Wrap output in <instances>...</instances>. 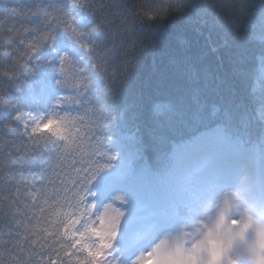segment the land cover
Masks as SVG:
<instances>
[{"label": "trees", "instance_id": "1", "mask_svg": "<svg viewBox=\"0 0 264 264\" xmlns=\"http://www.w3.org/2000/svg\"><path fill=\"white\" fill-rule=\"evenodd\" d=\"M73 5L87 14L83 26ZM0 32V71L10 74L0 76V251L41 239L66 256L79 250L72 227L88 190L109 177V143L122 137L140 155L135 175L162 178L172 154L203 132L264 145V0H0ZM61 43L75 56L43 59ZM37 71L53 80L48 131L25 128ZM85 161L108 167L77 208L71 181ZM56 224L59 236L45 231Z\"/></svg>", "mask_w": 264, "mask_h": 264}, {"label": "rangeland", "instance_id": "2", "mask_svg": "<svg viewBox=\"0 0 264 264\" xmlns=\"http://www.w3.org/2000/svg\"><path fill=\"white\" fill-rule=\"evenodd\" d=\"M71 15L73 23L79 27L88 18L79 5L72 6ZM60 49L63 51L61 54ZM76 52V47L61 43L44 54L43 59L51 58L59 64L65 56L74 57ZM261 73L264 76V66ZM34 83L25 99V128L48 131L53 121L50 96L53 80L46 81V74L37 71ZM259 118L264 121V110L259 112ZM224 136L221 129L203 132L185 144L183 149L176 150L172 154L173 166L167 178L145 174L136 176L134 160L140 159L139 153L133 155L126 148L124 137L109 143L104 155L111 169L109 177L92 187L93 206L89 209L86 199L82 218L72 227L71 238L77 247L87 244L84 241L89 232L97 241L101 240V236L96 234V230L101 228L100 220L96 217L99 227L93 220L95 205L102 213L109 204L124 213L112 246L120 254L121 264H129L132 257L189 220L233 185L238 186L246 199L251 196L257 202L264 201V145L248 149L242 141L229 144ZM229 160L231 163L225 165ZM243 164H247L248 181L241 182L236 173ZM158 259L160 264H170L167 258Z\"/></svg>", "mask_w": 264, "mask_h": 264}, {"label": "clouds", "instance_id": "3", "mask_svg": "<svg viewBox=\"0 0 264 264\" xmlns=\"http://www.w3.org/2000/svg\"><path fill=\"white\" fill-rule=\"evenodd\" d=\"M0 39H3L2 32ZM13 59L19 64V60ZM9 75L7 71H0V76ZM12 119L16 120V116ZM236 174L241 182L248 181L247 164L241 165ZM88 193L86 199L90 209L93 202L90 190ZM71 200L72 206L79 208V195L74 190ZM101 213L102 210L95 205L93 220L97 227L96 217ZM59 227L60 224H56L45 231L59 236ZM76 230L80 231L79 228ZM86 236L84 243H92L95 252L100 242L91 232ZM34 243L33 240L26 243L22 240L18 246L13 242L11 250L0 251V264H121L120 254L113 246L101 249V257L89 255L83 251V245L79 250H72V256H66L69 248H58L55 242H43L41 239L38 247L33 248ZM157 247L158 251L151 258L141 260ZM77 255L81 257L80 262L74 259ZM158 258H167L170 264H264V201L257 202L251 196L246 199L238 186L233 185L189 220L132 257L129 264H160Z\"/></svg>", "mask_w": 264, "mask_h": 264}, {"label": "snow or ice", "instance_id": "4", "mask_svg": "<svg viewBox=\"0 0 264 264\" xmlns=\"http://www.w3.org/2000/svg\"><path fill=\"white\" fill-rule=\"evenodd\" d=\"M48 36L42 37V39H47ZM29 47L35 50L38 45L29 44ZM63 62V61H62ZM107 165H93L91 161H85L84 167L79 169L77 177L71 181L73 190L79 195L80 199H83L82 193L89 188L90 182L95 178V176L107 168ZM116 199L122 200L121 197ZM124 215L118 208L113 207L111 204L104 208L103 213L98 216L101 223V228L96 230V234L101 236L100 244L97 246L95 252H89V255L101 257L103 255L101 249L112 247V240L117 234V229L119 226V221ZM158 251V247L153 249L152 252L146 254V256L141 257L142 261H146L151 258ZM70 255V253H67ZM95 264V262H93Z\"/></svg>", "mask_w": 264, "mask_h": 264}, {"label": "bare ground", "instance_id": "5", "mask_svg": "<svg viewBox=\"0 0 264 264\" xmlns=\"http://www.w3.org/2000/svg\"><path fill=\"white\" fill-rule=\"evenodd\" d=\"M59 51H60V53H59V54H61V53L63 52L61 49H60ZM226 163H227V164H225V165H227V166H228V165L231 163V161L229 160V163H228V161H227Z\"/></svg>", "mask_w": 264, "mask_h": 264}]
</instances>
